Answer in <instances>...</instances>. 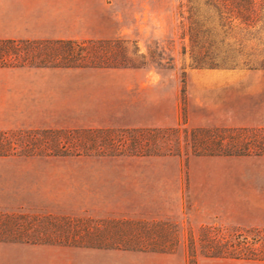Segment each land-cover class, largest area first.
<instances>
[{"label":"rangeland","instance_id":"374dc122","mask_svg":"<svg viewBox=\"0 0 264 264\" xmlns=\"http://www.w3.org/2000/svg\"><path fill=\"white\" fill-rule=\"evenodd\" d=\"M191 9L200 0H0V41L21 50L0 65V133L20 144L0 155V264H188L191 238L197 264H264L201 252L207 231L236 242L264 234V151L198 154L190 141L202 129L264 133V71L194 67ZM63 41L84 60L62 59ZM56 132L64 156L22 150ZM102 133L115 147L88 140ZM22 213L70 218L75 233L99 229L108 242L115 224L126 241L158 224L181 243L150 252L14 241L1 221Z\"/></svg>","mask_w":264,"mask_h":264},{"label":"trees","instance_id":"16d2710c","mask_svg":"<svg viewBox=\"0 0 264 264\" xmlns=\"http://www.w3.org/2000/svg\"><path fill=\"white\" fill-rule=\"evenodd\" d=\"M187 35L190 40L191 58L196 68L264 71V0H200V13L191 9ZM74 45L73 41L60 42L59 50L67 52L66 56H61L62 59L75 62L84 60L87 53L78 51L79 53L75 56L77 51ZM52 46L53 44L48 45L47 48L52 49ZM28 47V52L34 50L30 45ZM20 51L14 42L0 41V65L7 64ZM91 138L87 139L98 145L96 147L98 150H102L104 146L108 145L115 147V141L109 133H102L98 136L91 135ZM51 140V144H22V150L27 153L34 151L37 147L42 149L50 147L58 152V156H64L65 154L60 152L64 148L68 149L69 146L64 145L63 135L56 132ZM149 140L152 141V144L155 143V138ZM191 140H193L194 149L198 154L201 150L211 155L242 154L241 152H251L255 148L264 151L262 130L202 129L190 136ZM180 141L178 137L177 146L179 148ZM143 142L142 136L133 135L136 151L144 150L146 145ZM16 144L20 145L7 137L5 133H0V155L13 152L17 148ZM79 146L80 150L82 149L83 153L87 154L90 147L82 140ZM149 148L151 146L145 150L148 151ZM1 222L4 224V228L9 230V234L16 236V238L12 237L15 238L13 240L20 242L65 244L98 249L125 248L150 252H173L176 246L181 243L179 237L172 238L169 235L170 232L165 229L166 227L158 224L145 231L148 234L146 239L138 241H126L123 236L126 231L115 224L111 228L115 230L113 234L118 239L108 242L99 229H96L94 233L86 231L84 235L75 233V223L70 218L60 221L52 215L40 218L22 213L7 216ZM141 228L146 230L148 226L143 225ZM86 235L91 236L88 237L89 240ZM204 236L205 239L201 241L200 248L206 257L264 261V234L258 236L254 242H249L247 239L237 242L223 239L208 231ZM189 249L188 264H197V244L194 238L190 240Z\"/></svg>","mask_w":264,"mask_h":264}]
</instances>
